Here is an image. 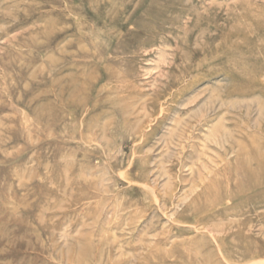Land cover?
Returning <instances> with one entry per match:
<instances>
[{"label": "rangeland", "instance_id": "rangeland-1", "mask_svg": "<svg viewBox=\"0 0 264 264\" xmlns=\"http://www.w3.org/2000/svg\"><path fill=\"white\" fill-rule=\"evenodd\" d=\"M0 264H264V0H0Z\"/></svg>", "mask_w": 264, "mask_h": 264}, {"label": "bare ground", "instance_id": "bare-ground-1", "mask_svg": "<svg viewBox=\"0 0 264 264\" xmlns=\"http://www.w3.org/2000/svg\"><path fill=\"white\" fill-rule=\"evenodd\" d=\"M253 263V262H252Z\"/></svg>", "mask_w": 264, "mask_h": 264}]
</instances>
